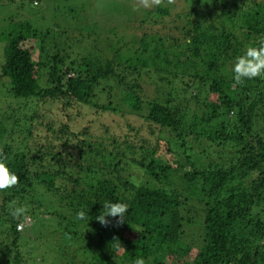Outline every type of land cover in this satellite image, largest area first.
<instances>
[{
	"label": "trees",
	"instance_id": "trees-1",
	"mask_svg": "<svg viewBox=\"0 0 264 264\" xmlns=\"http://www.w3.org/2000/svg\"><path fill=\"white\" fill-rule=\"evenodd\" d=\"M119 1L123 10L125 0ZM184 2L179 12L169 10L167 0L150 8L134 4L145 15L142 23L159 20L165 29L170 21L168 28L182 38L146 31L132 35L128 21L125 30L130 28L133 39L104 46L112 52L107 58L103 49L72 57L74 46L59 39L52 52L50 29L27 21L14 25L1 76L9 78V92L23 99L0 110V150L20 183L0 192V264H23L28 251L22 241L25 227L17 230L21 221L10 215V205L34 211L39 195L46 197L45 205L56 197L63 211L53 213L59 219L53 217L55 224L48 227L49 246L57 254L52 264H134L137 258L146 264H264V137L254 128L255 117H264V78L243 84L233 78L236 58L264 39V0H210L211 7L208 0ZM108 7L114 10L109 16L104 5L91 13L119 15ZM121 16L93 18L105 19L110 32L119 29ZM88 19L80 30L91 43L98 25ZM41 69L43 88L37 82ZM143 75H153L152 98L141 92ZM159 78L172 85L155 81ZM119 92L126 107L119 104ZM191 101L196 108L190 109ZM144 103L148 112L138 117L141 123L155 125L150 133L154 127L167 133L159 131L155 142L137 141L139 127L131 122ZM54 106L61 112L56 120L50 115H56ZM87 111L101 122L100 138L92 134L90 121L79 129L71 125ZM125 115L129 118L122 124L131 132L117 133L121 123L115 119ZM202 137L209 146L191 154ZM161 147L179 148L175 162L164 160ZM203 159L207 165L197 163ZM133 174L141 176L133 181ZM104 202L129 205L122 225L115 226L118 217H108V227L96 220ZM79 211L86 220L77 218ZM194 228L196 236L188 242ZM78 246L87 254L75 262L70 251Z\"/></svg>",
	"mask_w": 264,
	"mask_h": 264
},
{
	"label": "rangeland",
	"instance_id": "rangeland-1",
	"mask_svg": "<svg viewBox=\"0 0 264 264\" xmlns=\"http://www.w3.org/2000/svg\"><path fill=\"white\" fill-rule=\"evenodd\" d=\"M90 1L91 2L96 1V3L89 5ZM209 1L210 0H208V3H207L208 5L206 4L207 7H211V5L209 4L210 3ZM134 4H136V0H130V1L125 0L126 7L122 10V8H120L119 0H38V4H33L32 0H1L0 1V110L3 108L4 105L9 103V101L11 100L23 99L21 97L17 98L9 92L8 90L9 78L7 76H3V77L1 76V67L5 60L4 50L7 44V35L11 31H13L14 25L18 22H24V21L30 22L34 27L38 28L39 30H45L46 28H48V30L50 29L51 31L49 30L50 31L49 37L52 38L50 49L52 52L54 51L53 42H56V41L58 42V39L61 41L68 40L67 43H70L72 46H74L72 57H75V58L80 57L79 55L76 54L77 52L80 53V55H83L86 53H92L93 49H95V51L96 50L101 51L102 49L104 50L105 48H107L109 46L108 45L109 43L112 48V45L116 44V42L119 40L123 42V41H129L130 39H133V36L129 34L131 32L130 28L128 32L125 30V27H126L125 25L128 21H130V24H132V27L134 28L133 30L134 34L132 35H136V36L142 35L143 31H146L149 34H156V35L160 34L161 36L164 34H169L171 36H176V38H179V39L182 38L180 31H177V30L173 31L168 28V26H171L172 24L170 21H167L165 23L166 24L165 29H162L164 25H162L161 21L159 20H157L156 23H152L150 19L149 20L147 19L148 21L146 20V22L142 23V19L145 17V15H142L141 13L142 10L137 9L134 6ZM98 5L107 6V10H109L110 8L108 6H111L116 11L119 12V15L120 14L122 15L121 18L123 19V23L119 24L120 26L118 29L120 31L114 29L109 32L106 29L107 27V25L105 24L106 22L104 21L105 23H102V21L105 19L111 20L113 18H116L119 15L105 17V15L101 12V10L93 11L91 13V9L94 6L96 7ZM178 6H187V4H185L184 0H179V1L175 0L174 4L169 5V8H170L169 10L179 12L181 11L182 8L183 9L185 8V7L177 8ZM200 7L202 9V6ZM85 10H86V14H85ZM111 11H114V10H109V13L106 16H109L110 13H114ZM208 13H212V12L207 11V14ZM90 14H92V17L90 16ZM99 14L103 18L105 17V19H101V20L99 19V21L101 22L93 18ZM167 18L168 20H170V17L167 16ZM207 18H208L207 16L202 17L203 20H206ZM86 19H88L89 22H93L95 20L96 25H98L95 31L96 35L93 36V37L96 36V38L94 40H91V43H88L87 38L84 39V35L81 34V32L83 33V31L80 30V26L85 25ZM140 23H142V26L140 25ZM78 42H79V45H77ZM97 42L99 43V45L94 46L95 44H97ZM30 44H31L30 42H26L27 46ZM104 46L105 48H103ZM76 49L78 51H75ZM101 52L104 53V54H101L103 58H107L112 55L111 50L109 51V53H106V50L101 51ZM122 52L128 53V51H126L125 49H123ZM152 76L153 75H150V76L143 75L142 78L144 80H141L142 82L141 92L146 94L147 97L149 98H152L155 95V92H154L155 83L151 82ZM159 80L160 78L158 80L155 79V81H159ZM37 82H38L39 88H43L47 84L46 77L43 76L42 74V69H41V74L39 75ZM159 82L164 83L168 86L172 85V84L167 83L166 80L159 81ZM117 97L120 100L119 104L126 107V105L124 104L122 100V97H123L122 92H119ZM116 101L117 99L114 98L112 104L115 105ZM180 105H183V103H181ZM190 105H191L190 109L196 108V103L194 101H191ZM54 108H55L54 112H56V115L54 113H51L50 115L53 117L54 120H56L57 116L60 115L59 113L61 112L59 111V106H56V107L54 106ZM5 110L10 111L11 109L10 107H8ZM147 112H148V109L144 103L140 111L136 112L138 114H135L137 116L135 117V119L138 120V122L135 119H133L131 122L134 124L135 127H139V132L136 133L135 135L137 138V141H140V139L142 138H146L150 140L151 142H155L156 138L159 136V131L164 132L165 135L167 133H166V130L164 129L159 130V128L157 127L153 128L154 133L149 132V130L155 125H152L151 127H149L146 121H143V123H141L142 119L138 118L139 116L145 115ZM18 115L23 116L24 113L20 112ZM128 118H129V115L128 116L125 115L121 118L115 119V122H114L115 124L119 122L121 123V127L119 126L116 130L117 133L124 134V133H127V131L131 132L130 130L126 131L124 127L125 125L122 124L123 120L128 119ZM258 119H261V120L258 122L257 121ZM62 121H66V120H62ZM87 121H90L92 134L95 136V138H100L104 132L102 131V127H100L101 122L97 121L96 119H93L90 116L88 111L84 112L82 117L73 119L71 121V125L74 128L79 129L83 125H85ZM254 122H255V126H254L255 130L256 131L258 130L264 137V117L263 115L256 116ZM107 123L112 126L111 122H107ZM111 132H115L113 128L111 129ZM133 132L132 133L135 134V129ZM4 142L5 140L3 138L1 143H4ZM209 142L210 141L208 139L202 137V139H200L199 142L193 143L192 145L193 149L190 151V153L195 154V153L201 152L204 148H207L209 146L210 144ZM178 149L179 148H176L174 152H169L165 147H161V156H163L165 161H170L173 163L175 162L174 160L177 157L176 152L178 151ZM212 149L215 150V146L212 145ZM180 152H181L180 163L181 165H184L185 155L183 154L182 149H180ZM202 154L205 155V153H202ZM214 160L220 164L223 163V162H220V161H223L222 157L217 158L216 156ZM197 163L201 165H207V162L204 159L200 160V163L199 161ZM131 170L133 171L134 169H131ZM140 176L141 175L139 174L137 175L133 174L130 178L134 181V180H138ZM71 188H72L71 185L67 187L68 190H70ZM45 198L46 197L44 195H39L38 197H36L35 201L39 203L41 206L37 205V208L34 211H32L33 210L32 206L28 209V215L31 217V220L25 226L24 231L22 233V236H23L22 241L28 247V251L27 250L24 251L25 257H23V260H24L23 264H52L53 258H56L57 256L56 252L51 249V246H49L50 241H51V240L49 241V239H51V234L50 232H48V229H50L48 227L50 226L52 222H53L52 224H55L53 217H55L56 215L53 213L55 211H58V213H60L62 211L61 210L62 208L59 209L60 207L57 205L58 200H56V197L54 196L49 197L51 204L48 203L47 205L44 204ZM1 200H2V197L0 196V201ZM57 216L56 218L59 219V217ZM195 231H196L195 228L194 230L189 229L188 242L191 241L192 239L191 236L193 237L196 236ZM73 249L75 251H73ZM73 249H71L70 254L72 255L75 253V258H74L75 262L80 260V258L85 259V255L87 254L86 252H83L85 250H83L82 248L80 250L79 246ZM79 252L81 254H79Z\"/></svg>",
	"mask_w": 264,
	"mask_h": 264
},
{
	"label": "clouds",
	"instance_id": "clouds-1",
	"mask_svg": "<svg viewBox=\"0 0 264 264\" xmlns=\"http://www.w3.org/2000/svg\"><path fill=\"white\" fill-rule=\"evenodd\" d=\"M163 0H136L137 7L150 8L153 6H160ZM169 5L174 4L175 0H167ZM234 81L236 84H243L245 79L264 78V39L260 41L259 47H248L243 56L237 57L234 67ZM7 157L0 150V192L17 187L20 183V177L12 172L7 166ZM129 210L127 203L121 202H104L102 210L96 217V220L104 227H108L111 221L108 217L117 218L115 226H120L125 222V214ZM10 215L19 221L17 230L23 228L30 222L31 217L28 215V209L25 206H17L16 202L10 205ZM77 218L86 220L87 216L84 211L77 213ZM118 241V240H117ZM118 249H124L120 244L117 245ZM134 264H146L143 258H137Z\"/></svg>",
	"mask_w": 264,
	"mask_h": 264
},
{
	"label": "built area",
	"instance_id": "built-area-1",
	"mask_svg": "<svg viewBox=\"0 0 264 264\" xmlns=\"http://www.w3.org/2000/svg\"><path fill=\"white\" fill-rule=\"evenodd\" d=\"M19 224V223H18Z\"/></svg>",
	"mask_w": 264,
	"mask_h": 264
}]
</instances>
